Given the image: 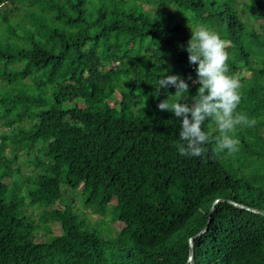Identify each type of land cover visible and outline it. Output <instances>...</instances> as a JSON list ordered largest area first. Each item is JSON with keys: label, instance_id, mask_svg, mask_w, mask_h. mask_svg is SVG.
<instances>
[{"label": "trees", "instance_id": "1", "mask_svg": "<svg viewBox=\"0 0 264 264\" xmlns=\"http://www.w3.org/2000/svg\"><path fill=\"white\" fill-rule=\"evenodd\" d=\"M200 25L225 42L236 112L256 121L230 134L234 154L180 156V121L157 109L159 78L195 79L184 49ZM63 190L120 228L58 208L60 234L40 241L26 201ZM234 204L264 212V0H0V264H189L209 218L193 264H264V216Z\"/></svg>", "mask_w": 264, "mask_h": 264}, {"label": "clouds", "instance_id": "2", "mask_svg": "<svg viewBox=\"0 0 264 264\" xmlns=\"http://www.w3.org/2000/svg\"><path fill=\"white\" fill-rule=\"evenodd\" d=\"M190 30L184 50L189 65L194 66L195 79L191 75L187 80L179 75L159 78L154 96H159L163 89L167 98L157 104V109L172 113L180 121L179 140L175 145L180 156L203 158L208 151L205 145L209 143L215 144L214 153L234 154L239 151V141L230 134L237 127H252L256 121L236 112L243 85L238 77L227 74L229 55L225 42L203 25ZM188 80L193 86L198 85L195 95L190 97ZM169 88H174V93H169ZM208 120L214 122L218 132L214 138L203 130Z\"/></svg>", "mask_w": 264, "mask_h": 264}, {"label": "rangeland", "instance_id": "3", "mask_svg": "<svg viewBox=\"0 0 264 264\" xmlns=\"http://www.w3.org/2000/svg\"><path fill=\"white\" fill-rule=\"evenodd\" d=\"M213 129H216L214 126ZM34 156L29 158L21 157L19 160V165L21 173L25 175H30L35 166L33 163ZM39 161H42L40 158ZM29 188H26L28 190ZM84 198L80 193V190L77 192L63 190L61 199L56 204H47L44 203L40 207H30L27 204L23 208L22 213L27 217L28 221L32 222L36 228L35 233L39 236V240L43 241L50 235H59L60 227L58 225V219H54L53 212L56 209H68L71 208L74 213L79 215L88 225H91L95 228L100 229L104 233H107L108 230L114 232L116 229L120 228L119 223H111L112 215L109 213L106 216H101L96 209H91L85 207L83 204ZM46 216L48 218L46 223H41V218Z\"/></svg>", "mask_w": 264, "mask_h": 264}, {"label": "water", "instance_id": "4", "mask_svg": "<svg viewBox=\"0 0 264 264\" xmlns=\"http://www.w3.org/2000/svg\"><path fill=\"white\" fill-rule=\"evenodd\" d=\"M219 201L220 200H217V201L214 202V204L212 205V208L210 210V213H212L214 211V207ZM234 205H236V204H234ZM236 206H238L240 208H243V209H247V210H249L251 212H255V213L261 214L262 216H264V212L257 211V210H254V209H250V208L242 206V205H236ZM209 223H210V218L208 219L206 227L198 235H196L195 237H193L189 241V249H190V251H189V259H188V263L189 264H193V256H194V244H193V241H194V239L197 236L202 235V234H204L207 231Z\"/></svg>", "mask_w": 264, "mask_h": 264}]
</instances>
